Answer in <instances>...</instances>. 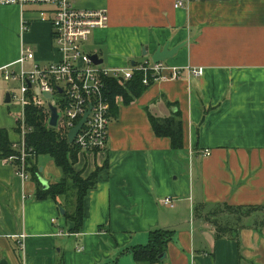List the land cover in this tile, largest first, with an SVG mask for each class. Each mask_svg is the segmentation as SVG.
Listing matches in <instances>:
<instances>
[{"label": "crops", "instance_id": "0c3cea01", "mask_svg": "<svg viewBox=\"0 0 264 264\" xmlns=\"http://www.w3.org/2000/svg\"><path fill=\"white\" fill-rule=\"evenodd\" d=\"M174 3L76 0L78 8L107 12V25L81 45L100 67L153 61L167 45L178 49L158 62L181 76L153 80L127 102L115 97L106 148L79 151L74 164L97 178L77 230L53 199L36 196L29 169L23 180L0 158V264H137L128 248L146 244L154 228L174 231L156 264H264V0ZM44 8L0 5V67L18 71L25 47L34 53L26 69L60 59L51 23L40 19ZM186 67L204 71L190 75ZM13 117L15 138L0 123L12 142L19 139ZM152 117L181 120L182 148L154 133ZM32 161L48 185L60 179L49 156ZM216 204L262 208L236 237L217 236L209 216Z\"/></svg>", "mask_w": 264, "mask_h": 264}, {"label": "built area", "instance_id": "2783aa9c", "mask_svg": "<svg viewBox=\"0 0 264 264\" xmlns=\"http://www.w3.org/2000/svg\"><path fill=\"white\" fill-rule=\"evenodd\" d=\"M192 0H175L174 7H182ZM76 0H0V5L36 4L45 6L40 10L41 20L51 23L52 41L61 57L45 65H33L25 68L27 61L34 58L29 47L22 48L17 63L20 69L15 71L9 65L0 67V81H18L20 85L18 96L10 93L11 99H18L21 107V129L19 139L13 141L17 149V157L6 160H18L14 165L15 173L23 180L28 179L26 158L29 155L25 148V126L23 110L29 103L43 106L48 110V104L56 107L60 113L58 124L64 126L67 133L87 113L86 118L75 135L72 143L79 151H99L106 148L108 123L110 122V102L106 94L107 80L115 79L124 83L132 80L136 74H142L141 82L148 84L156 79H177L181 69L169 68L163 62L144 61L124 68H102L95 64L90 55L81 50V45L88 39L92 31L107 25L108 15L105 9L87 10L78 8ZM191 75L203 74L202 67H186ZM171 71L170 77L165 71ZM204 151L203 155H209ZM18 154V153H17ZM163 204H171L168 197L162 198ZM23 235L18 239L22 247Z\"/></svg>", "mask_w": 264, "mask_h": 264}, {"label": "trees", "instance_id": "16d2710c", "mask_svg": "<svg viewBox=\"0 0 264 264\" xmlns=\"http://www.w3.org/2000/svg\"><path fill=\"white\" fill-rule=\"evenodd\" d=\"M142 74L127 81L125 85L115 79H108L106 84V94L108 96L110 116L116 115L114 100L121 95L124 101L138 96L146 86L141 82ZM50 112L43 106H36L29 103L23 110V123L25 126V148L29 155L26 158L27 169L32 173L33 179L39 184L36 196L40 199H53L58 209L64 210L63 215L72 221L74 229L81 226L84 215V198L88 190L94 188L97 183L96 173L85 178L80 176V171L74 168L78 159L79 149L67 139V131L64 126L51 127L48 125ZM20 116V114L18 115ZM21 116L17 118L16 129L19 130ZM152 128L157 136L170 138L173 149L182 148V123L176 118L151 119ZM18 124V126H17ZM6 130L0 128V158L17 157L19 152L12 145ZM18 153V154H17ZM39 155L49 156L54 164L60 169V179L47 188H43L38 176V167L32 163ZM16 159V158H15ZM10 161L17 165L18 160ZM262 207L254 205L231 206L227 204H216L209 216L211 222L216 226L217 236L231 235L236 237L238 230L249 224L253 211ZM174 231L170 228H154L148 233V242L138 245L128 250L132 253L137 264H156L161 263L160 255L165 254L168 242L171 240Z\"/></svg>", "mask_w": 264, "mask_h": 264}, {"label": "water", "instance_id": "95a60500", "mask_svg": "<svg viewBox=\"0 0 264 264\" xmlns=\"http://www.w3.org/2000/svg\"><path fill=\"white\" fill-rule=\"evenodd\" d=\"M178 49V47L172 48V49H168L167 45H165L162 49H157L155 51V53L152 55V59L154 62H158V61H164L170 57H172V55L176 52V50ZM92 61L97 64L100 63L101 61L97 58V55L93 54L90 55ZM11 98H10V94L7 92L5 94V98H4V102L8 103L10 102ZM48 109L50 112L49 118H48V125L51 127H57L58 126V119L60 116V113L57 111L56 107L52 104H48ZM87 113L81 118V120L73 127L69 130V132L67 133V139L68 141L71 143L75 137V135L77 134V132L79 131V129L81 128L85 118H86ZM39 171H42V168H39ZM38 179L42 185L43 188H47L48 184L46 182V180L42 179L40 176H38ZM60 212L63 214L64 210H60ZM165 254L160 255V259H162L164 257Z\"/></svg>", "mask_w": 264, "mask_h": 264}, {"label": "rangeland", "instance_id": "374dc122", "mask_svg": "<svg viewBox=\"0 0 264 264\" xmlns=\"http://www.w3.org/2000/svg\"><path fill=\"white\" fill-rule=\"evenodd\" d=\"M27 68L30 69L31 67H27ZM1 85L3 87L4 94L8 92L9 94L15 93L18 96L20 89V85L18 81H10L9 83L1 82ZM20 112H21V107L19 105V100L17 98L11 99L10 102L5 103L4 95H0V123H3V125H5V127L9 131L10 137L12 138L16 137V134L14 132L15 119L13 115L14 116L19 115ZM20 129H21V123L19 125V130L17 131H20ZM41 157L42 156H40V158ZM80 176L82 178H85L84 176H82V172H80Z\"/></svg>", "mask_w": 264, "mask_h": 264}]
</instances>
